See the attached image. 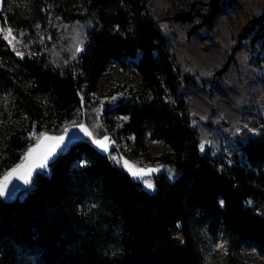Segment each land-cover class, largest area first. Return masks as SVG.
<instances>
[{"label":"trees","instance_id":"trees-1","mask_svg":"<svg viewBox=\"0 0 264 264\" xmlns=\"http://www.w3.org/2000/svg\"><path fill=\"white\" fill-rule=\"evenodd\" d=\"M211 0L172 16L190 31L212 27L223 4ZM51 14L66 21L93 17L75 60L62 69L46 55H17L0 32V99L8 101L0 148V178L18 163L31 129L59 131L116 66L138 75L137 89L104 107L115 139L134 150L151 141L169 146L170 164L143 187L88 138L67 143L14 199L0 197V264H251L264 259V135H251L230 153L202 151L186 111L182 73L152 17L148 0H2L0 24L33 31ZM256 38L264 42V22ZM115 150L112 148L111 151ZM250 202V203H249ZM222 241L220 261L205 253Z\"/></svg>","mask_w":264,"mask_h":264},{"label":"rangeland","instance_id":"rangeland-1","mask_svg":"<svg viewBox=\"0 0 264 264\" xmlns=\"http://www.w3.org/2000/svg\"><path fill=\"white\" fill-rule=\"evenodd\" d=\"M211 0H148V8L157 25L166 36V44L182 73L192 77L190 81L181 79V91L185 93L186 111L191 124L196 127L199 145L210 154L230 153L240 140L251 135H264V42L256 38L264 22V0H229L215 18L212 27L205 25L190 31L200 22L199 15L193 22H180L172 18L174 14L187 10L192 4H207ZM2 0H0V8ZM203 12V6H199ZM94 18L66 21L49 14L45 21L35 23L33 31L0 24L5 32L12 29L15 52L23 55H46V62L62 69L77 56L76 47H83L86 31ZM5 32H1L4 36ZM23 33V35H21ZM11 39V37H9ZM138 75L111 66L98 79L94 91L85 100L76 114L67 119L59 131L43 129L28 132L31 144L40 133L61 134L76 125L83 124L91 133L83 136L90 140L111 134L115 150H108L116 164L120 157L130 158L138 167L159 169L151 176L140 178L143 187L154 191L153 175L166 172L170 178L176 173L174 168L159 160L158 156L168 151L169 146L161 140L151 141L145 149L134 150L132 142L124 136L115 139L114 128L125 116L115 118L113 126L103 114L104 107L113 104L123 94L137 89ZM8 101L0 99V148L7 131ZM99 125V127H98ZM24 154V153H23ZM115 157L116 159H113ZM8 171V170H7ZM144 180H151L153 189H148ZM222 241L209 245L205 258L209 263L221 260L225 252L216 246ZM243 258L251 264H264V259L254 251L245 250Z\"/></svg>","mask_w":264,"mask_h":264},{"label":"snow or ice","instance_id":"snow-or-ice-1","mask_svg":"<svg viewBox=\"0 0 264 264\" xmlns=\"http://www.w3.org/2000/svg\"><path fill=\"white\" fill-rule=\"evenodd\" d=\"M0 32H5L4 29L0 28ZM21 35H23V33H21ZM9 37H11V39H9ZM3 38L5 40L8 41L9 45H13V40L16 39L15 36H13L12 34V29L8 28L3 36ZM82 47H76L75 48V52H80L82 51ZM19 56H23L22 52H17L16 53ZM126 119V118H125ZM77 127H80L82 131L85 132L86 135L88 136H92V133L83 125H76ZM99 127V125H98ZM33 136H36L38 139V143L29 148L24 156V163L18 165L17 167L13 168L6 176H4L3 178V182H0V196H3L6 194V192L8 191V182L10 180V177L17 172H22L23 174L19 176L20 179H23L25 184L30 183V177L32 174V171L35 168H43L48 161V158L55 152V150L57 148L60 147L61 143L64 142V136H49L46 133H40V134H36L33 133ZM51 141L52 143L50 145H48L47 147H45L46 142ZM110 141V137L109 136H104L103 139H98L95 141V143L102 149H104L105 151L109 150V142ZM114 143V142H112ZM43 149V151L41 152V154L39 155V163H36L33 159L34 154H36L38 152V150ZM204 149V145L201 144V150L203 151ZM113 159H116L115 157H113ZM118 163L122 162V165L125 169H127V171L130 173V175H132L134 178H142L145 176H151V174L153 172L158 171L159 169L157 168H151V167H138L134 164H131L128 160L124 159L123 157H120L119 160H117ZM144 184L146 185V187L148 189H153L154 185L151 182V180H144L143 181ZM250 203V202H249ZM217 248H223L224 245L223 244H219L216 246Z\"/></svg>","mask_w":264,"mask_h":264},{"label":"water","instance_id":"water-1","mask_svg":"<svg viewBox=\"0 0 264 264\" xmlns=\"http://www.w3.org/2000/svg\"><path fill=\"white\" fill-rule=\"evenodd\" d=\"M46 134H48L49 136H53V137H55V136H64L65 139H64V142L61 143L60 147L57 148V149L55 150V152H54V153L48 158L47 164H46L43 168H35V169L32 171V174H31V177H30V183L32 182V179H33L34 175H35L36 173H38V172H42V171H44L45 168L47 167V165H48L50 162L53 161V159L58 155V153L61 151V149H62L67 143H69V142H71V141H74V140H78V139L84 138V136L81 135V134H80V135H78V134H77V135L74 134L73 131H72V129H71L70 131L66 132V133H61V134H54V133H46ZM104 136H109V137H110V141L108 142L109 145H110V146H109V150L112 149V148H115V144L112 143V142H114V141L111 139V137H112L111 134H109V133L104 134V135H102V136H101L100 138H98V139H103ZM98 139L91 140V144H92L94 147H96L98 150H100V151H102V152H107V151H105L104 149L100 148V147L95 143V141L98 140ZM37 143H38V140H37L35 143H33V144H31V145H29V146L27 147V149L24 151V154H23L22 159H21L18 163H16L13 167H11L8 171H6V172L1 176V178H0V182H3V178H4V176H6V175H7V174H8L13 168H15V167H17L18 165L24 163V159H23V158H24V156H25L27 150H28L29 148L35 146ZM51 143H52L51 141L46 142L45 147H47V146L50 145ZM42 151H43V149H40V150H38V152H37L36 154H34L33 159H34V161H35L36 163H39V159H38V158H39V155L41 154ZM122 157H123L124 159L128 160L131 164H134V165H135V163H134L130 158H128V157H126V156H122ZM121 166L123 167L122 163H121ZM123 169H124L127 173H129V172L127 171V169H125L124 167H123ZM22 174H23L22 172H17V173H14V174L10 177V180H9V182H8V191L6 192L5 195L0 196V197L4 198V199H6V200L14 199V198H15L20 192H22L23 190H25V189L30 185V183L25 184L24 181H23V179H20V178H19V176L22 175ZM129 174H130V173H129ZM131 177L134 178L132 175H131ZM134 179H139V178H134Z\"/></svg>","mask_w":264,"mask_h":264},{"label":"bare ground","instance_id":"bare-ground-1","mask_svg":"<svg viewBox=\"0 0 264 264\" xmlns=\"http://www.w3.org/2000/svg\"><path fill=\"white\" fill-rule=\"evenodd\" d=\"M72 131H73V133L76 134V135H77V134H78V135H80V134L83 135V134L85 133L84 131L81 130L80 127H77V126H75L74 128H72ZM139 179H140V178H139Z\"/></svg>","mask_w":264,"mask_h":264}]
</instances>
